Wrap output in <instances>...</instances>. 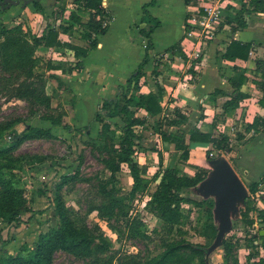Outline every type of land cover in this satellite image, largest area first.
Instances as JSON below:
<instances>
[{
	"label": "rangeland",
	"instance_id": "obj_1",
	"mask_svg": "<svg viewBox=\"0 0 264 264\" xmlns=\"http://www.w3.org/2000/svg\"><path fill=\"white\" fill-rule=\"evenodd\" d=\"M235 1L234 6L230 3L227 5V8L230 7L226 8L227 12L223 20L228 18L227 15L234 18L241 6L240 0ZM39 2L42 9L35 7L32 1L25 4L23 0L19 5L0 6V27L19 25L29 41H32L34 36H40L43 29L55 28L60 31L59 39L62 42L78 45L85 43L80 36L81 25L75 22L70 14L77 12L82 20L86 21L89 18L88 12L76 11V6L71 0H39ZM126 3L132 4L129 10H124L125 6H120L116 0H110L111 12L117 21H114L113 31L104 38L102 50L90 56L87 62L90 73L85 74L81 69H76L79 59L73 57L74 51L67 46H40L34 50L33 76L30 80L38 83V87L42 81L47 82L46 92L50 93V107L37 100L29 102L16 97V89L19 88L20 82L25 80L22 72H13L12 67L7 73L5 70L1 72L7 78L0 86V128L11 123L18 131H23L28 125H32L51 128L56 136L49 139L27 140L11 152L0 154V165L8 163L10 169L4 168V170L7 171L8 177H13L15 186L23 190L26 199L20 224L9 223L0 218V253L2 254L25 253L27 248L35 247L41 233L58 224L55 191L63 176L74 174L76 176L62 186L61 193L78 222L85 224L94 235H101L104 239L107 249L100 254L101 261L113 258V264L147 262L162 254L167 244L173 241L189 240L210 247L216 240V237H211L207 232L210 226L219 228L220 220L215 213L217 197L207 195L201 183L181 191V195L192 202L182 204L183 217L179 223L174 225L164 223L156 211L147 205L157 185L156 172L161 171L163 166L158 153L153 154L150 148L155 147L156 150L163 152L164 166L175 165L189 175H194L196 167L205 166L209 169L208 178L214 168L210 164L211 158H207L205 151L191 152L187 161L180 160L182 151L177 150L175 144L163 143L158 129L153 126V119L149 118L145 127L136 129L142 139L135 154V160L140 166L145 167V176L151 180L148 189L136 195L131 194L133 178L126 164L122 165L124 167L114 181H110L111 173L105 168L103 160L111 157L107 147L108 141L105 143L99 136L101 124L93 121L103 99L100 89L101 86L111 85L114 76H122L124 69L136 63V60L143 55L146 44V40L142 41L141 35L133 29H127L126 25L128 21L130 23L137 17L141 9L137 2L127 0ZM140 25L138 20L131 26L137 28ZM167 25L171 26L169 22ZM69 26L73 27L72 32L65 33L64 28ZM163 34V31H159L158 37ZM10 50L11 48L8 52ZM155 50H150V54L153 55L154 60L159 61L158 68L161 69L162 74H152L153 65H151L141 81L145 90L157 91L158 86H162L165 94L167 91L164 84L169 82V76L181 77L184 73L172 62L171 57L168 59L161 53L155 55L157 53ZM108 75L112 76L108 77ZM171 99V96L165 99L163 105L165 114H171L173 111L169 106ZM142 113L145 114L143 111ZM47 117L61 120L63 124L71 125L74 129L84 128L90 124L91 133L88 135L85 129L81 132H75L74 129L69 131L63 125L52 124L50 120L45 119ZM108 120L119 134L123 126L122 119L108 118ZM164 130L171 131L169 127H164ZM173 130L175 131L176 128ZM11 142L12 139L6 130L0 146L6 148ZM113 144L118 146L119 140H113ZM230 150L234 151V148L215 151L212 156L229 159L230 163H234ZM237 172L242 175V170L237 169ZM241 179L247 186L249 195V184L252 180L242 176ZM263 191L264 187L260 185L255 194L256 200L263 197ZM196 202H200L201 205ZM103 206L108 207L93 210ZM246 210L245 202H239L238 211L232 213L231 230L226 232L224 239L229 237L236 241L235 238L246 237V230L252 232L246 223L247 217L251 215L247 216ZM132 220L138 225L137 229L128 226ZM97 241L100 244L101 238ZM246 243L251 244L250 241L245 240L244 244ZM223 254V245L215 248L209 254L210 261L213 264H223ZM92 260L58 251L54 255L53 264H94ZM191 264H199L198 259L193 258Z\"/></svg>",
	"mask_w": 264,
	"mask_h": 264
},
{
	"label": "trees",
	"instance_id": "obj_2",
	"mask_svg": "<svg viewBox=\"0 0 264 264\" xmlns=\"http://www.w3.org/2000/svg\"><path fill=\"white\" fill-rule=\"evenodd\" d=\"M184 1L188 6L200 2L199 0ZM240 1L241 6L236 11L234 18L231 15H227L228 18L223 20L220 27L230 25L231 31L234 33L248 26L247 15L254 12L264 13V0ZM32 3L35 7L42 9L39 0H32ZM71 3L76 6V11L89 13V18L86 21H83L77 12L70 14L71 18L81 25L80 36L86 42V46L62 42L59 39L60 31L55 28L43 29L40 36H34L32 41H29L25 38L23 29L19 25L0 27V86L3 85L4 80L7 78V76L1 74L2 71L5 70L7 73L9 68L12 67L14 69L13 72H22L25 75V80L20 82L19 88L15 91L18 99L28 100L29 102L37 100L45 104L46 107H50V93L46 92L47 82L42 81V84L38 87V83L30 80L33 76L34 68L33 52L37 47L67 46L71 48L74 51L73 57L79 59L76 69L80 70L84 66V58L88 57L98 48L100 36L108 31L110 23L113 21V15L105 7V0H71ZM156 4L157 0H150L143 6V15L140 18V22L149 23L150 27L148 29H140L141 35L146 40L141 62L130 77H128L125 85L118 87V92L114 98L102 100L93 118V121L101 124L99 136L103 138L105 143L108 141L107 147H109L108 151L111 157L103 161L105 168L111 173L110 181L116 180L118 173L122 170V165L126 164L133 178L132 195L145 192L151 184V180L145 176V167L140 166L135 160L137 146L141 143L142 139L136 129L138 127H145L149 122V118L153 119V126L158 129L162 140L168 144H175L177 150L180 149L182 151L180 155V160L182 161L189 159L190 147L195 144L211 145L206 151L207 158H212V153L215 151H222L231 147L230 137L223 133L204 132L195 126H187L188 116L180 108L176 107L171 114H165L164 107L162 106L164 90L160 86H158L157 91H150L149 93L141 91V79L146 75L145 67L152 59L150 50L155 47L152 34L156 28L161 26V20L154 17L148 10V7L155 6ZM0 6L7 7V3L4 0H0ZM187 17L185 20L186 30L189 29ZM72 30V26L64 28L65 33L72 32ZM251 47V42L244 43L239 40H232L222 54V58L232 60L237 58L248 59ZM10 48L11 50L8 52ZM165 53H169L171 57H180L186 62L191 60L192 65L200 60V58H189L182 48V41L166 48ZM159 65V61L154 60L152 74L160 75V71L158 70ZM190 71L195 73L193 68ZM238 72L237 76L229 79L234 87V91L233 96L223 105L224 112L237 110L240 107V102L248 97L247 93L241 91V85L247 79L245 75L246 70H239ZM257 83L263 91V98L260 104L264 108V72L262 73L261 80ZM219 93L224 92L222 90L214 92V94ZM108 118L122 119L123 126L119 134H117L116 129H113V125ZM45 119L50 120L54 125H63L69 131L74 129L71 125L63 124L61 120L50 117ZM164 127H176V130L167 131L164 130ZM83 129L90 135V124L84 128H75L73 131L81 132ZM6 130L12 142L6 148L0 146V154L11 152L27 140L56 138L51 128L28 125L23 131H18L10 123L6 127L0 128V141L4 139ZM246 132H252L253 135L264 132V116L257 115L252 123L247 124ZM243 137L244 135L238 134L239 139ZM115 139L119 140L118 146L113 144V140ZM150 149L156 151L155 147ZM158 154L160 161H162L161 152L158 151ZM4 168L10 169L8 163L0 165V218L7 220L9 223L16 222L20 224L26 199L23 190L15 186L13 177H8L7 171ZM161 169V171L156 172L157 185L147 205L156 211L164 223L174 225L179 223L183 217L181 211L182 204L192 202L189 198L181 195V191L184 188L194 187L203 182L207 178L209 169L205 166L196 167L194 175L185 173L175 165L162 166ZM75 176V174L63 176L61 183L55 191V212L59 217L58 224L48 231L41 233L35 243V247L27 248L25 253L16 255L0 253V264H53L54 255L58 251L66 252L77 258H92L94 264L96 262L99 264H113V258H108L106 261L100 260V254L104 253L107 249L104 239L101 235H94L85 224L78 222L62 196V186ZM260 185L264 187V176L259 180L251 181L249 184L250 194L245 199L247 216L251 215L249 216L250 218L247 217L246 219V223L250 228L253 227L256 221L252 217V213H256L261 222L264 223V210L257 207L255 199V194L258 192ZM196 203L201 205L200 202ZM107 207H96L93 210H102ZM133 221L128 226L137 229L138 225ZM245 232L246 242H251V244L246 243V245L253 250L248 255V260L251 261L252 258L259 257V260L254 261L253 264H264V257L260 256V249L264 251V236L258 232L253 233L247 230ZM207 233L215 238L218 228L210 226ZM99 238H101L100 244L97 241ZM235 239L236 241L233 238L227 237L223 240V264H240L238 257L240 239ZM255 241H259V244H255ZM96 246L99 247L97 248ZM100 246L104 247L100 248ZM208 248L203 244L193 243L189 240L173 241L167 244L164 252L158 257L147 262L134 261V264H191L193 258H197L199 264H213L209 258Z\"/></svg>",
	"mask_w": 264,
	"mask_h": 264
},
{
	"label": "crops",
	"instance_id": "obj_3",
	"mask_svg": "<svg viewBox=\"0 0 264 264\" xmlns=\"http://www.w3.org/2000/svg\"><path fill=\"white\" fill-rule=\"evenodd\" d=\"M126 1L127 0H116L120 6H125L124 10H129L130 5L132 4H127ZM132 1L133 3L137 2V5L141 10L137 17L132 19L130 23L129 21L126 23L128 26L127 29H133L137 34L141 35V28L148 29L150 27L149 23L140 22V18L143 15V6L150 0ZM228 2L232 6L236 4L235 0H228ZM104 5L112 14L110 0H105ZM148 10L154 17L161 20V26L156 28L152 34L155 45L153 51L156 49L155 52H157L155 55L159 53L164 54L166 48L182 41V46H187V48H189H186V53L190 56V58H200L199 61L192 65L191 60L186 62L180 57H171L169 53H165L163 55L164 57L167 56L168 59L171 57L172 62L175 65H178L184 74L181 77L176 75L169 76V82L164 84V88L166 89L165 91L167 92L163 96L162 106L164 105L165 99L171 96L172 99L169 102V106H171L173 110L176 107L180 108L182 112L188 116V122L186 123L187 126H195L204 132L223 133L229 136L231 147L234 148V151L230 150V155L234 157V163L231 164L236 172L237 169L242 170V175L237 172L240 178L242 176L247 180L256 181L263 177L264 132L253 135L252 132H246V126L247 124L252 123L257 115L264 116V108L260 104V101L263 98V91L259 88L257 83L261 80L262 73L264 72V13H250L247 15L248 26L234 33L231 31L230 25L220 27L215 38L209 40L207 44L203 45L201 56L192 57L189 50L193 45H191L192 43H188L186 38L185 20L188 12V5L185 4V1L157 0V4L155 6L148 7ZM138 20L141 23L140 27H132L131 25ZM114 21H117V19L113 15V21L110 23L108 31L100 36L98 48L88 57L84 58V66L81 69L83 73H90L87 69V62L92 57L93 53H98L102 50L103 42L105 40L104 38L108 36L115 27ZM167 22H169L171 26H168ZM159 31L164 32L160 38L158 37ZM127 33L129 34V30H127ZM232 40L252 43L248 59L237 58L232 60L222 58V54L225 52L227 46ZM142 41H145L143 36ZM195 44L197 45V41H195ZM80 45L86 46L87 44L85 42ZM150 55L152 59L146 65L147 68L145 67V71H149V67L151 65H153L152 67L154 69V58L152 54ZM142 58L143 55L139 57L136 60V63H134L131 67L124 69L122 76H114V82L111 83V85H106L104 87L101 86L100 93L103 99H110L108 97H114L117 94L118 87L120 85H125L126 80L135 71ZM163 60L164 58L161 59V61ZM191 68H193L195 73L190 71ZM158 70L160 71V74H162L161 69L158 68ZM239 70H246L245 75L247 79L241 85V91L247 93L248 97L240 102V107L237 110L224 112L223 105L231 98V96H233L234 91V87L229 79L237 76V72ZM111 76L112 75H108V77ZM146 88L148 89V87ZM216 90H222L224 93L214 94ZM141 91L149 93L150 91L155 90H145L144 84L141 81ZM174 128L176 127H170L169 129L174 131ZM238 134L244 135L240 141L237 140ZM160 138L162 140L161 135ZM163 143L165 142L163 141ZM233 145H235V147ZM210 147V144H195L190 147V153L194 151L206 152ZM150 151L153 152V154H156V152L158 153V150ZM161 155V162L164 166L163 152H161ZM256 202L257 207L264 210V195L261 199H257ZM252 217L256 220L253 227H251L252 232H258L259 234L263 232L262 236H264V223L261 222V219L258 218L257 214L255 215L252 213ZM244 239L245 237H240V242L242 244H240L238 249L239 262L240 264H253L254 261L259 260V257L252 258L251 261L248 260L247 257L251 252H253V250L244 244ZM255 244H259V241H255ZM260 256L264 257V251L262 249H260Z\"/></svg>",
	"mask_w": 264,
	"mask_h": 264
},
{
	"label": "water",
	"instance_id": "obj_4",
	"mask_svg": "<svg viewBox=\"0 0 264 264\" xmlns=\"http://www.w3.org/2000/svg\"><path fill=\"white\" fill-rule=\"evenodd\" d=\"M25 4L32 0H23ZM7 7L19 5L21 0H4ZM210 164L214 171L212 174L201 182V187L207 195L217 197L215 203V213L217 214L220 224L214 244L208 248L210 254L215 248L223 245L226 232L232 227V213L238 211V204L245 202L248 196L247 186L241 180L232 164L226 159L212 157ZM263 235V232L260 233Z\"/></svg>",
	"mask_w": 264,
	"mask_h": 264
},
{
	"label": "built area",
	"instance_id": "obj_5",
	"mask_svg": "<svg viewBox=\"0 0 264 264\" xmlns=\"http://www.w3.org/2000/svg\"><path fill=\"white\" fill-rule=\"evenodd\" d=\"M199 1L198 4H190L187 12V24H189V29L186 30V38L187 42L193 45L189 50L192 57L201 56L203 45L215 38L223 22L227 5L229 4L228 0ZM195 41H197V45ZM182 48L186 53L187 46H182Z\"/></svg>",
	"mask_w": 264,
	"mask_h": 264
}]
</instances>
